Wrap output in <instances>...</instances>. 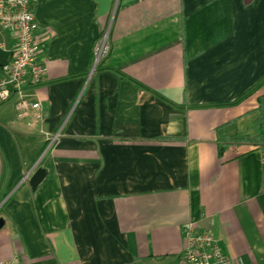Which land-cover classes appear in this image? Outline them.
<instances>
[{"label":"crops","instance_id":"obj_1","mask_svg":"<svg viewBox=\"0 0 264 264\" xmlns=\"http://www.w3.org/2000/svg\"><path fill=\"white\" fill-rule=\"evenodd\" d=\"M215 1L211 20L229 24L185 57V20ZM35 13L47 73L27 93L41 107L0 104V260L178 264L192 223L264 264V154L218 146L258 134L264 0H39ZM104 31L111 53L94 68ZM13 46L0 23V66Z\"/></svg>","mask_w":264,"mask_h":264},{"label":"built area","instance_id":"obj_2","mask_svg":"<svg viewBox=\"0 0 264 264\" xmlns=\"http://www.w3.org/2000/svg\"><path fill=\"white\" fill-rule=\"evenodd\" d=\"M39 0H0V23L14 40L10 61L0 66V104L16 101L21 114L38 110L39 102L31 100L28 87L42 84L47 66L41 58L47 45V31L39 24L35 8ZM111 53L109 31H104L93 46L94 68ZM41 119V115H36ZM184 250L178 264H244L227 254L215 236L199 231L192 223L183 227ZM0 264H23L14 256Z\"/></svg>","mask_w":264,"mask_h":264},{"label":"trees","instance_id":"obj_3","mask_svg":"<svg viewBox=\"0 0 264 264\" xmlns=\"http://www.w3.org/2000/svg\"><path fill=\"white\" fill-rule=\"evenodd\" d=\"M216 4V1L208 4L203 9L198 11L193 16L187 18L183 24V45H184V55L187 58H191L196 56L206 50V48L212 43L213 35L217 27L225 26V24H229L228 20L215 19L211 20V14L213 12V8ZM263 82L259 83L252 91L259 86H261ZM250 91V92H252ZM249 92V93H250ZM240 97L235 103L229 104L234 105L244 98L248 96V94ZM261 117L256 123V130L258 134L252 138H222L218 142L219 146V154L223 155L225 150L233 145L239 144L241 142H250L252 145L260 148L264 154V97H262L259 101Z\"/></svg>","mask_w":264,"mask_h":264},{"label":"water","instance_id":"obj_4","mask_svg":"<svg viewBox=\"0 0 264 264\" xmlns=\"http://www.w3.org/2000/svg\"><path fill=\"white\" fill-rule=\"evenodd\" d=\"M247 3H250L252 0H245ZM47 177V170L40 167L36 170V172L32 175L30 178V185L32 189L35 191L41 183L46 179ZM5 226V220L3 218H0V230L3 229Z\"/></svg>","mask_w":264,"mask_h":264}]
</instances>
